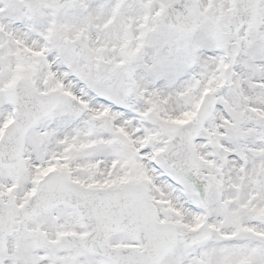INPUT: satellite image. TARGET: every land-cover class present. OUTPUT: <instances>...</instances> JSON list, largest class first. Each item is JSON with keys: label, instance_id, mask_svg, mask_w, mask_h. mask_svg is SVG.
<instances>
[{"label": "snow or ice", "instance_id": "6c2138e0", "mask_svg": "<svg viewBox=\"0 0 264 264\" xmlns=\"http://www.w3.org/2000/svg\"><path fill=\"white\" fill-rule=\"evenodd\" d=\"M0 264H264V0H0Z\"/></svg>", "mask_w": 264, "mask_h": 264}]
</instances>
